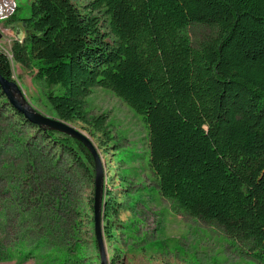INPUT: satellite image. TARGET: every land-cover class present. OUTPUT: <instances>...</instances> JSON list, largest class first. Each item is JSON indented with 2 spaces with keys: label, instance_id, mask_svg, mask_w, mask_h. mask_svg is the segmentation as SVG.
<instances>
[{
  "label": "trees",
  "instance_id": "trees-1",
  "mask_svg": "<svg viewBox=\"0 0 264 264\" xmlns=\"http://www.w3.org/2000/svg\"><path fill=\"white\" fill-rule=\"evenodd\" d=\"M18 19L26 36L13 62L59 91L48 96L58 119L106 134V118L90 116L85 99L96 88L114 93L147 125L161 196L264 264V0H95L84 11L75 0H33ZM191 25L216 34L194 46ZM13 62L0 50L10 81ZM0 106L79 169L95 168L80 141L31 124L1 88ZM104 202L112 244L118 202L107 193ZM63 242L53 248L74 264Z\"/></svg>",
  "mask_w": 264,
  "mask_h": 264
},
{
  "label": "rangeland",
  "instance_id": "rangeland-1",
  "mask_svg": "<svg viewBox=\"0 0 264 264\" xmlns=\"http://www.w3.org/2000/svg\"><path fill=\"white\" fill-rule=\"evenodd\" d=\"M15 1L14 16L0 21V50L12 62L13 45L26 36L18 18L29 15L33 0ZM94 1L75 3L84 11ZM186 33L194 46L216 34L201 25H191ZM13 69L14 82L31 106L58 119L48 96L59 91L36 79L32 70L14 62ZM85 106L93 118H106V134L79 122L71 126L91 143L102 164L105 194L118 202L111 223L114 243L104 235L108 264H260L222 227L184 213L161 196L140 115L101 88L93 90ZM59 153L0 106V264H73L67 252L53 248L58 240L71 248L74 264H101L92 225L95 168L79 169Z\"/></svg>",
  "mask_w": 264,
  "mask_h": 264
},
{
  "label": "water",
  "instance_id": "water-1",
  "mask_svg": "<svg viewBox=\"0 0 264 264\" xmlns=\"http://www.w3.org/2000/svg\"><path fill=\"white\" fill-rule=\"evenodd\" d=\"M0 88L2 93L6 96L12 107L22 114L27 121L34 126L44 131L57 132L80 141L92 154L95 166V193H94V232L97 241V246L100 252L101 264H108V257L105 248L104 240V174L101 161L99 160L95 150L93 149L89 140L78 130L71 126V124L61 121L60 119H53L37 112L26 99L22 89L14 81L4 78L0 74Z\"/></svg>",
  "mask_w": 264,
  "mask_h": 264
},
{
  "label": "built area",
  "instance_id": "built-area-1",
  "mask_svg": "<svg viewBox=\"0 0 264 264\" xmlns=\"http://www.w3.org/2000/svg\"><path fill=\"white\" fill-rule=\"evenodd\" d=\"M18 8H14V4L10 0H0V21H9Z\"/></svg>",
  "mask_w": 264,
  "mask_h": 264
},
{
  "label": "bare ground",
  "instance_id": "bare-ground-1",
  "mask_svg": "<svg viewBox=\"0 0 264 264\" xmlns=\"http://www.w3.org/2000/svg\"><path fill=\"white\" fill-rule=\"evenodd\" d=\"M10 2L14 4V8H17V3L15 0H10Z\"/></svg>",
  "mask_w": 264,
  "mask_h": 264
},
{
  "label": "crops",
  "instance_id": "crops-1",
  "mask_svg": "<svg viewBox=\"0 0 264 264\" xmlns=\"http://www.w3.org/2000/svg\"><path fill=\"white\" fill-rule=\"evenodd\" d=\"M1 26V25H0Z\"/></svg>",
  "mask_w": 264,
  "mask_h": 264
}]
</instances>
